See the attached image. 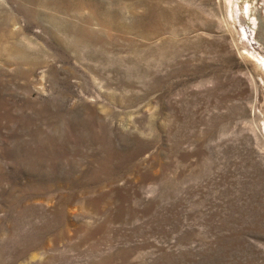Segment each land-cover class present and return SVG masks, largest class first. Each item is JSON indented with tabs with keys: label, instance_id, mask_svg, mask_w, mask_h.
I'll return each instance as SVG.
<instances>
[{
	"label": "rangeland",
	"instance_id": "obj_1",
	"mask_svg": "<svg viewBox=\"0 0 264 264\" xmlns=\"http://www.w3.org/2000/svg\"><path fill=\"white\" fill-rule=\"evenodd\" d=\"M0 264H264V0H0Z\"/></svg>",
	"mask_w": 264,
	"mask_h": 264
},
{
	"label": "bare ground",
	"instance_id": "obj_2",
	"mask_svg": "<svg viewBox=\"0 0 264 264\" xmlns=\"http://www.w3.org/2000/svg\"><path fill=\"white\" fill-rule=\"evenodd\" d=\"M251 55L253 56V53H251ZM251 55H250V56H251Z\"/></svg>",
	"mask_w": 264,
	"mask_h": 264
}]
</instances>
